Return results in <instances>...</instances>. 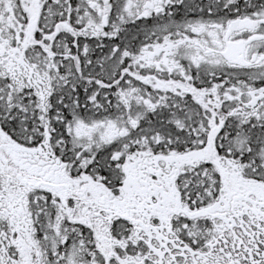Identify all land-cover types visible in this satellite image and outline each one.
<instances>
[{
	"label": "snow or ice",
	"instance_id": "6c2138e0",
	"mask_svg": "<svg viewBox=\"0 0 264 264\" xmlns=\"http://www.w3.org/2000/svg\"><path fill=\"white\" fill-rule=\"evenodd\" d=\"M0 264H264V0H0Z\"/></svg>",
	"mask_w": 264,
	"mask_h": 264
}]
</instances>
